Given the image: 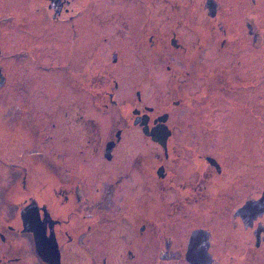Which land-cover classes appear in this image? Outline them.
I'll use <instances>...</instances> for the list:
<instances>
[{"label":"flooded vegetation","instance_id":"obj_1","mask_svg":"<svg viewBox=\"0 0 264 264\" xmlns=\"http://www.w3.org/2000/svg\"><path fill=\"white\" fill-rule=\"evenodd\" d=\"M6 1L14 10L8 21L20 17L27 29L34 21L33 29L34 14L42 12L38 27L43 35L55 33L52 25L61 27L75 68L84 64L83 55L87 59L100 47L109 50L111 68L129 69V76L123 77L128 83H152V70L160 68L171 78L167 95L174 105L185 101L181 84L187 82L203 81L193 96L205 98L214 84L236 88L228 66L232 60L207 66L209 49L214 50L215 61L230 55L235 68H245L242 73L246 75H253L255 58L264 68V0H29L28 10L24 5L21 13L12 4L17 0ZM191 3L195 5L190 7ZM3 43L0 32V57ZM228 46L229 55L224 51ZM254 49L259 56L253 54ZM139 68L145 69L141 79L133 72ZM256 78L264 80V75ZM109 79L113 86L103 85L97 93L105 108L116 103L118 81ZM206 79L214 83L204 84ZM5 80L0 63V89ZM79 80H73L74 85ZM253 80V76L244 78L242 86L250 91ZM135 95L140 101L139 90ZM223 95L230 97L227 92ZM170 102L127 105L132 107L130 116L100 135L96 152L101 150L104 160L111 163L118 140L130 126L127 122L151 144L148 156L138 151L115 163L121 184L117 189L134 194L132 204L122 200L115 208L108 197L119 184L110 180V165L105 169L107 190L102 200L93 196L99 193L97 188L84 186L78 176L64 180L51 172L55 181L51 176L46 181L44 172L30 170L24 132L13 130V118H7L4 125L0 120V264H264V176L253 179L252 141L244 143L247 157H239L243 155L238 132L242 125H235L230 128L233 138L236 134L233 148L238 151L233 157L204 140L191 142L186 133L203 122L200 113L193 114L200 110L188 109L189 120L181 123L180 116L170 111ZM216 119L214 115V124ZM91 120L82 119L81 124L88 127ZM235 158L252 175H246L244 185L243 177L225 175L231 187L222 190L225 164ZM59 169L54 166L53 170ZM169 192L184 200L157 204V196L166 197ZM150 195L156 199L146 204L143 198ZM110 208L117 210L110 214ZM205 211H214L213 221H206Z\"/></svg>","mask_w":264,"mask_h":264},{"label":"rangeland","instance_id":"obj_2","mask_svg":"<svg viewBox=\"0 0 264 264\" xmlns=\"http://www.w3.org/2000/svg\"><path fill=\"white\" fill-rule=\"evenodd\" d=\"M22 1L12 2V4L15 3V12L21 13L20 10H23L24 5L29 2V0H27V3ZM193 5L195 4L191 3L190 7ZM76 8L79 9V6ZM26 9L28 10V5ZM11 12H14V10L12 6L9 7V2L0 0V32L4 38L0 63L6 75L5 84L0 89V120L4 125L7 118H13V130L17 128L19 131L24 132L26 139L28 138L29 148L25 151L29 152L30 155V170L44 172L47 178L46 181H50L48 180L50 176L55 181L51 172L59 178L61 175L64 180L78 176L84 186L88 187L90 185L91 190L97 188L96 191L100 195L98 193V197H96L97 195L93 193V196L97 199L101 197L102 200V196L106 194L105 191L107 190V179L105 177L107 171L105 169L108 170L107 165H110V180H115L119 184L109 192L108 202H110V206L115 208L122 200L125 201V204H132L134 194L129 190L122 193L119 190L120 188L117 189L121 184L117 181L118 173L114 170V166L115 163L121 162L119 160L121 157L123 159L132 158L138 151H142L143 154L148 156L149 147L151 146L147 142L149 139L140 136V131L133 127L131 122L125 123L126 126H130L128 129H124L121 139L118 140L112 163L104 160L101 150L99 153L96 152V144L100 135L103 136L110 125L116 126L120 119L130 116V108L132 107L128 108L127 105L170 102L171 98L168 99L167 95L171 86L169 81L167 83L168 79L171 81L169 74L163 73L160 68L155 70L156 72L153 69L152 76L155 77V81L152 83L141 85L128 83L123 77L129 76V69L111 68L108 58L110 53L104 47L94 49L91 57L87 59L86 55H83L85 56L83 59L84 67L82 65L75 68L70 64L71 54L67 52V34H62L61 27L59 28L57 24H51V28L55 29V33L43 35L38 27L41 23L39 18L42 12L34 14L36 25L33 29L34 21L31 22L30 29H27L28 25L26 26L25 21H21L20 17L17 20L8 21ZM44 21L47 22L46 19ZM229 50V46L224 49L228 55ZM81 52L82 54L85 53V51ZM253 54L259 56L255 49ZM212 55H214L213 49L206 51V59L209 57L211 61L209 64V58L208 61L206 60L207 66L211 65L213 67V64L216 65L219 62L227 64L232 60V63L228 66H231L230 77L236 81V88L230 84H221L222 87L217 88V85L214 84L211 90H206L205 98L193 96L197 93L196 90L200 88L203 81L198 82V80H195L194 82L181 84L185 88L183 98L186 99L178 105H174L171 101L170 111L173 115L180 116L181 123H186L189 120L186 116L188 109L200 110L198 113L193 114L197 117L200 113L203 122H198L195 128L186 133L188 140L191 142L204 140L205 143L215 144L218 150L228 152L227 155L231 157L238 151L233 148L232 143L236 134L233 138L232 133L234 131H231L230 128L235 125H242L238 132L241 131L239 134H242L243 148L239 152L243 155L239 157H247L244 143L247 139L251 140L253 146V179L263 178L264 80L256 78L264 75L263 64L255 58L254 62L251 63L253 75H246L242 73L245 70V65H242L243 70L239 67L236 69L235 61L231 59L230 55L226 60L219 61H217L218 58L215 61ZM87 61L91 63L89 64ZM85 63L88 64L85 65ZM133 72L141 79L144 76L145 69L139 68ZM209 76L212 75H207V78H210ZM252 76L254 80L249 91L242 86V83L244 78ZM109 77L118 81L114 96L116 103L115 105L108 103L105 108L100 104L97 93L103 85L113 86L111 85L112 79H109ZM77 78L81 79L79 80L81 82L74 85L73 80L75 81ZM213 83L210 79H206L204 82L207 85ZM137 90L141 93L140 101L137 100L135 95ZM209 92L217 94L218 97L213 98L212 95L209 97ZM225 92L229 93L230 97H224ZM72 104L76 106L73 107ZM124 105L126 109H124ZM73 108L77 110L73 111ZM123 109L124 111H122ZM57 110L62 111L57 112ZM214 115L218 116V120L215 121L216 124H214ZM20 116H22L23 124L26 127H22ZM82 119H92L93 122L88 125L86 136L84 127L81 124L83 123ZM39 129L40 133L38 132ZM239 134L237 133V135ZM183 138L185 139V135H183ZM17 151L19 153L21 149ZM260 152H262V155ZM248 157L250 158V156ZM241 163L244 164L240 158L238 161L235 158L230 164H225V171L222 172L220 177V188L222 190L231 187L230 181L224 177L225 175L234 173L238 179L243 177L244 179L241 181L243 185L246 183V175H252ZM54 166H59L60 171L53 170ZM81 191L85 192V190ZM143 199L144 201L146 199V204H152L156 196H145ZM179 199L184 200L182 197L178 198L175 193L169 192L166 197L158 195L157 204L165 203V201L175 203ZM101 204H103L102 201ZM111 210L112 208H110V214L117 209ZM98 211L101 212L100 207ZM214 217V211H205L206 221H213ZM223 230L225 231V229ZM223 237L221 238L222 241Z\"/></svg>","mask_w":264,"mask_h":264},{"label":"trees","instance_id":"obj_3","mask_svg":"<svg viewBox=\"0 0 264 264\" xmlns=\"http://www.w3.org/2000/svg\"><path fill=\"white\" fill-rule=\"evenodd\" d=\"M88 128L85 126L84 130H85V136L88 134Z\"/></svg>","mask_w":264,"mask_h":264}]
</instances>
